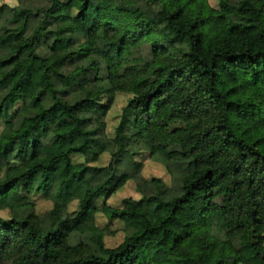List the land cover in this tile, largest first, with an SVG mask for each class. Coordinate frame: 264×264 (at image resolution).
Returning <instances> with one entry per match:
<instances>
[{"label":"trees","instance_id":"obj_1","mask_svg":"<svg viewBox=\"0 0 264 264\" xmlns=\"http://www.w3.org/2000/svg\"><path fill=\"white\" fill-rule=\"evenodd\" d=\"M17 1L0 4V264H264V0H129L145 10L104 6L87 29L91 0ZM129 180L139 197L100 207L126 231L108 247L94 203Z\"/></svg>","mask_w":264,"mask_h":264},{"label":"rangeland","instance_id":"obj_2","mask_svg":"<svg viewBox=\"0 0 264 264\" xmlns=\"http://www.w3.org/2000/svg\"><path fill=\"white\" fill-rule=\"evenodd\" d=\"M6 3L10 6H15L18 4L17 0H0V4ZM208 3L211 6H217L216 0H208ZM104 6H113L118 12L121 13H132L139 14L145 10L144 4H134L129 0H91L88 7V19L86 21L85 28L87 29L94 21L98 18V8ZM71 35H67L63 38V40L59 44L58 51L53 54L55 58L54 67L56 69H67L69 67V61L71 59ZM128 94L125 93H117L115 96V100L107 113L106 116V133L108 136L113 137L114 128L118 123L119 115L121 113L122 107L125 105L126 100L128 99ZM53 115L51 113L45 114L42 116V120L46 121L52 119ZM70 126L68 123L63 126V128H67ZM2 128V124L0 123V130ZM39 132H37V135ZM79 138L76 135H70L65 137V142L70 144L78 143ZM138 152L135 154L136 160L142 163L141 166V174L143 177L150 178L153 176L160 177L165 182H169L170 178L167 172L165 171L163 165L150 158L148 150L138 147ZM110 159V154L108 152L101 155L100 159L96 162H93L96 165H105L108 163ZM82 157L74 156L73 161H81ZM139 197V194L135 190L134 181L129 180L125 183V185L112 194L108 199L99 198L96 199L94 205L97 209L95 213V223L97 226L103 229V242L108 247H113L120 243L124 238L126 231L123 227L122 222L118 220H108L105 215L100 211V207L103 203L109 204L113 207H120L122 199L124 197ZM32 201L35 203L36 210L38 212H44L51 207V201L41 194L33 195ZM76 201H73L70 205L71 209L75 208ZM0 216L8 217V211L6 209L0 210ZM188 246L191 251H195L197 248L196 239L190 238L188 240ZM191 264V263H187ZM220 264H234L233 257H227Z\"/></svg>","mask_w":264,"mask_h":264}]
</instances>
